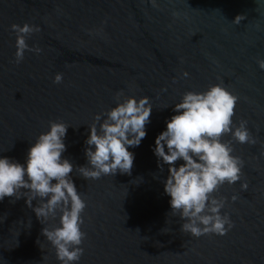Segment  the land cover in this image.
I'll return each mask as SVG.
<instances>
[{"label":"water","instance_id":"95a60500","mask_svg":"<svg viewBox=\"0 0 264 264\" xmlns=\"http://www.w3.org/2000/svg\"><path fill=\"white\" fill-rule=\"evenodd\" d=\"M14 23L42 29L27 42L43 51H26L18 65ZM258 58H264V0H158L157 8L145 0H0V156L23 163L50 122L63 121L71 126L64 155L84 165L88 125L116 106L115 94L150 96L147 137L129 149L136 157L132 174L85 180L74 173L88 201L79 264H264V71ZM59 72L63 83L55 84ZM221 81L240 97L236 123L248 120L258 142L233 140L244 176L215 193L228 198L222 213L231 214L235 227L197 239L182 232L184 221L171 213L161 182L167 167L160 172L152 148L174 114L165 106ZM43 227L26 198L0 202V264H61Z\"/></svg>","mask_w":264,"mask_h":264},{"label":"clouds","instance_id":"9594fccd","mask_svg":"<svg viewBox=\"0 0 264 264\" xmlns=\"http://www.w3.org/2000/svg\"><path fill=\"white\" fill-rule=\"evenodd\" d=\"M145 2L158 7V0ZM172 16L179 19L181 13L174 11ZM240 17L233 23H238ZM11 31L16 35L15 64L23 62L26 51H43L27 42L42 31L39 25L14 23ZM89 35L94 33L89 31ZM257 63L264 71V58H258ZM182 76L188 78L190 73L184 71ZM63 78L59 72L53 82L62 84ZM115 101V107L97 113L88 125L84 165L64 155L71 126L63 121L50 122L49 130L31 144L23 163L0 156V202L6 197L26 198L27 206L44 225L42 235L55 248L61 264H79L87 238L83 226L88 201L75 182L77 175L85 180L118 173L131 175L136 157L129 149L139 147L148 134L147 125L154 111L152 98L126 95L121 90L115 94ZM239 101L240 97L221 81L205 91H187L180 102L164 107L174 114L166 120V129L156 137L152 151L160 172L167 167V177L161 182L170 197L171 213L184 221L180 230L197 239L213 234L225 236L235 227L231 214L222 213L228 198L215 193L225 183L234 185L244 176L245 161L234 154L233 140L250 145L258 142L248 120L241 118L237 124L234 119ZM226 134L232 139L224 141ZM248 186L246 180L241 183L244 191ZM237 199V195L231 197L233 202Z\"/></svg>","mask_w":264,"mask_h":264}]
</instances>
